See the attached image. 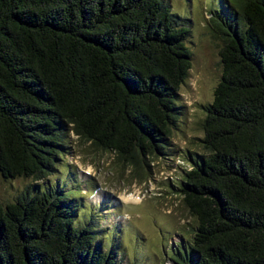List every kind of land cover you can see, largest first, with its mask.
Segmentation results:
<instances>
[{
    "label": "trees",
    "instance_id": "trees-1",
    "mask_svg": "<svg viewBox=\"0 0 264 264\" xmlns=\"http://www.w3.org/2000/svg\"><path fill=\"white\" fill-rule=\"evenodd\" d=\"M234 6L210 154L183 171L191 264H264V0ZM189 28L163 0H0V180L52 173L70 133L132 165L163 154ZM34 191L0 203V264H121L95 237L101 213L81 221L73 196Z\"/></svg>",
    "mask_w": 264,
    "mask_h": 264
},
{
    "label": "rangeland",
    "instance_id": "rangeland-1",
    "mask_svg": "<svg viewBox=\"0 0 264 264\" xmlns=\"http://www.w3.org/2000/svg\"><path fill=\"white\" fill-rule=\"evenodd\" d=\"M163 1L172 7L178 25L190 27L186 43L192 54L165 152L132 165L70 133L68 152L52 173L39 181L0 180L1 204L12 203L27 190L51 191L73 196L71 204L81 221L101 213L102 218L93 220L95 237L109 238L108 248H116L121 264H191L197 226L182 199L183 171L210 154L203 146L202 127L223 74L219 52L228 41L226 23L240 30L245 21L234 6L237 0ZM97 193L102 199L95 198ZM129 194L142 201L124 200Z\"/></svg>",
    "mask_w": 264,
    "mask_h": 264
},
{
    "label": "bare ground",
    "instance_id": "bare-ground-1",
    "mask_svg": "<svg viewBox=\"0 0 264 264\" xmlns=\"http://www.w3.org/2000/svg\"><path fill=\"white\" fill-rule=\"evenodd\" d=\"M124 200L131 201V202H140L142 201L139 197H133L131 194L122 196ZM96 199H102L101 193H97L95 195Z\"/></svg>",
    "mask_w": 264,
    "mask_h": 264
}]
</instances>
